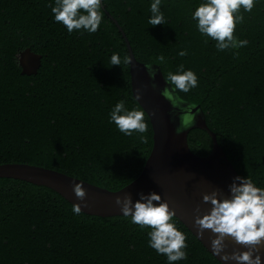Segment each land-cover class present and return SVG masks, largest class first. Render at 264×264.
<instances>
[{"label":"trees","instance_id":"trees-1","mask_svg":"<svg viewBox=\"0 0 264 264\" xmlns=\"http://www.w3.org/2000/svg\"><path fill=\"white\" fill-rule=\"evenodd\" d=\"M206 0H161L166 23L148 24L153 0H101L124 33L134 58L156 64L166 79L178 66L193 71L198 86L185 101L198 104L206 126L241 177L264 188V0L251 12L241 8L237 40L247 46L218 51L202 35L192 13ZM55 0H0V163L50 168L93 185L117 190L141 170L151 147V129L127 136L109 122L120 100L141 108L131 96L125 45L103 11L95 33H69L55 21ZM207 41V43H205ZM41 56L33 75H21L19 51ZM186 50L187 55L178 53ZM234 53H239L236 57ZM163 55L164 63L157 57ZM167 80V79H166ZM146 137L145 141L140 139ZM198 156L211 148L201 129L186 134ZM52 190L0 178V264H169L149 246V228L130 217L74 214ZM186 236L187 259L172 264H220L174 217Z\"/></svg>","mask_w":264,"mask_h":264},{"label":"water","instance_id":"water-1","mask_svg":"<svg viewBox=\"0 0 264 264\" xmlns=\"http://www.w3.org/2000/svg\"><path fill=\"white\" fill-rule=\"evenodd\" d=\"M101 10L123 40L126 55L131 60L127 64L131 96L147 116L151 129V147L140 172L117 190H108L56 170L27 163H0V178L17 179L46 187L71 206L79 204L82 213L99 217L123 215L120 207L115 204L117 196L122 198L125 194H131L135 202L140 198L139 193L147 195L155 192L174 209L175 218L216 261L220 264H236L235 261H223L212 252L210 239L213 234L205 231L201 237L194 226V217L197 206L200 207V214L210 208V204L202 202V193L218 188L225 196H229V185L239 175L217 144L214 133L206 126L199 105L180 98L162 76L158 65L136 60L115 19L102 5ZM40 58L39 54L28 47L19 51L17 62L20 74H35ZM137 91L140 92L138 98ZM193 128L203 130L210 139V151L204 156L195 155L188 148L186 134ZM74 183H81L86 190L85 201L76 198ZM234 249L245 250L228 242L226 251ZM260 256L261 264H264V249H261Z\"/></svg>","mask_w":264,"mask_h":264},{"label":"clouds","instance_id":"clouds-1","mask_svg":"<svg viewBox=\"0 0 264 264\" xmlns=\"http://www.w3.org/2000/svg\"><path fill=\"white\" fill-rule=\"evenodd\" d=\"M160 5L161 0H153L149 25L166 23ZM254 6L255 0H206L195 9L192 18L197 21V28L202 35L216 41L218 51L236 49L249 43L247 40H237L234 35L236 25L244 22L240 10L243 8L244 11L251 12ZM50 7L55 21L62 23L69 33L80 30L95 33L103 18L101 0H55V6ZM178 55L183 57L187 55V51L181 50ZM234 55L238 57L239 53ZM157 61L164 63L165 57L160 55ZM121 63L130 64L129 56L125 55L122 61L120 56L114 53L110 64L120 66ZM178 69L175 74L169 72L166 78L176 90L188 93L198 86V78L193 71H184L183 64H180ZM139 96L140 92L137 91L136 97ZM109 122L114 123L119 131L127 136H131L133 132L143 134L149 130L145 113L137 109L127 110L124 100L115 104L109 113ZM140 139L145 141L146 137L141 135ZM73 192L78 200L85 201L87 193L81 183L73 184ZM229 193V196H225L218 188L202 193V202L210 204V208L200 214V207H196L194 226L197 233L201 237L205 231L213 234L210 239L212 252L223 261L261 264L260 251L264 249V188L257 187L250 176H236L229 185ZM138 195L140 198L135 202L131 194H125L122 198L117 196L115 204L120 207L123 216L131 218L133 224L141 229H151L148 232L149 246L158 254L165 255L169 264L187 259L186 236L173 222L176 215L174 209L155 192ZM72 210L76 215L82 211L79 204H73ZM228 242L245 250L234 249L228 252Z\"/></svg>","mask_w":264,"mask_h":264}]
</instances>
